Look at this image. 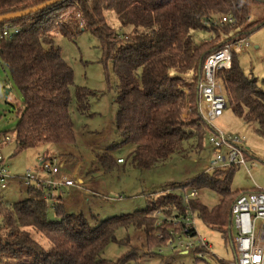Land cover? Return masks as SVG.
Wrapping results in <instances>:
<instances>
[{"label": "trees", "instance_id": "obj_1", "mask_svg": "<svg viewBox=\"0 0 264 264\" xmlns=\"http://www.w3.org/2000/svg\"><path fill=\"white\" fill-rule=\"evenodd\" d=\"M49 1L0 0V17ZM259 10L264 13V0H65L26 18L0 23V61L23 96V107L17 111V151L76 144L73 90L81 114L87 112L95 93L75 87L74 71L63 60L56 39L58 34L72 39L83 33L98 40L105 63L113 64L120 83L116 126L124 139L121 145L136 146L130 156L135 168L157 169L191 144L203 151L212 131L200 111L205 61L264 30V14H257ZM110 12L116 14L120 31L110 25ZM225 17H232L235 25L223 24ZM6 27H18L20 32L5 37ZM200 33L209 38L199 40ZM218 79L234 113L264 137V90L243 72L238 55ZM7 137L0 132L2 144ZM118 147L101 157L108 170L116 163L110 152ZM236 167L204 172L185 185L218 193L222 201L214 209L174 194L158 207L97 224L84 214L68 213L62 197L53 193L47 199L46 189L31 186L26 201L12 206L0 202V264H138L135 250L116 263L103 253L111 243H118L119 230L134 228L145 234L147 247L156 254L173 238L172 225L166 224L169 218L192 216L232 239L233 205L242 195L260 191L233 192ZM51 209L56 219L49 217ZM157 213L166 218L162 240L153 236L161 220ZM184 228L180 225L177 232L183 235ZM231 244L237 264L235 242Z\"/></svg>", "mask_w": 264, "mask_h": 264}, {"label": "rangeland", "instance_id": "obj_2", "mask_svg": "<svg viewBox=\"0 0 264 264\" xmlns=\"http://www.w3.org/2000/svg\"><path fill=\"white\" fill-rule=\"evenodd\" d=\"M257 14L264 13L259 10ZM108 19L112 27L121 30L115 13H108ZM197 37L204 40L209 35L200 33ZM248 42L250 47L239 55V63L246 76L257 81L264 90V30L254 33ZM56 46L61 50L63 60L74 71L75 87L87 88L95 95L90 97L87 112L81 114L73 90L71 116L75 124V145H50L18 152L15 130L19 121L17 111L23 107V96L11 73L0 61V132L6 133L11 141L2 149V155L12 182L6 189L0 187V202L12 206L28 199L25 182L29 172L43 182H56L61 177L72 178L74 187L57 190H62V203L68 213L84 214L92 224L158 207L165 198L174 194H184L187 201L191 200L193 190L185 185L198 175L209 172L215 158V151L209 141L210 134L206 137L203 151L192 149L191 144L164 166L151 171L135 168L130 156L136 146L121 145L124 139L116 126L120 83L113 64L105 63L98 40L90 33L72 39L58 34ZM220 87L222 90L221 84ZM7 90L10 91L8 97ZM227 103V111L214 123L213 128L227 138L242 141L241 146L248 153L246 166L236 167L232 190L264 191V137L257 133L256 126L246 125L243 118L234 113L228 99ZM117 145L120 147L110 152L116 163L108 170L101 157ZM44 157L55 162L61 172L60 177L51 176L39 168V159ZM119 159L123 163H119ZM197 193L196 199L209 209L216 208L222 201L218 193L210 190ZM55 216V211L49 210L52 220L56 219ZM156 216L161 219L159 223L166 219L160 213ZM167 220L166 224L172 225L170 232L178 233L180 225L175 226L174 218ZM193 220L198 239L206 240L211 249L204 253L203 258L195 251L178 254L164 247L156 249V254H152L147 247L145 234L134 228L119 230L116 235L118 243H111L103 257L116 263L131 250H135L138 252V264H236L231 244V240L235 242L237 237L233 222L229 227L232 239H228L225 233L213 229L202 220ZM162 227V224L157 226L154 232L153 236L157 239Z\"/></svg>", "mask_w": 264, "mask_h": 264}, {"label": "built area", "instance_id": "obj_3", "mask_svg": "<svg viewBox=\"0 0 264 264\" xmlns=\"http://www.w3.org/2000/svg\"><path fill=\"white\" fill-rule=\"evenodd\" d=\"M223 24L235 25L236 21L232 17H225ZM20 32L18 27H6L2 33L5 37L16 35ZM250 47L248 41H242L234 46H227L224 49L211 54L205 61L204 73L199 86L200 111L204 120L212 128L210 134V145L215 151V158L211 163L209 172L217 169L228 168L230 166L245 165L247 162V152L241 146L242 141L225 137L222 133L217 132L213 125L222 118L228 109L227 100L221 90L218 74L232 68L233 58L235 55L243 54V51ZM4 142L10 143L7 137ZM2 144V141H0ZM123 163V160H119ZM39 168L47 172L51 176H59L60 170L55 162L40 158ZM11 183L6 166L4 165V157L0 149V187L6 189ZM26 186L43 187L47 190V199L53 197L54 191L64 187H74L75 182L72 178L61 177L56 182H43L34 178L30 172L27 175ZM197 191L193 190L190 194L191 199H196ZM232 222L236 230L235 248L237 252V264H264V191L260 190L256 193L242 195L237 199L232 208ZM164 221H166L164 219ZM175 226H185L183 235L170 232L172 239L168 242L164 249L167 248L174 253L188 254L197 249H205L210 251V246L204 239H198L197 231L194 227L192 216L188 218L174 219ZM158 223L157 226H161ZM194 232V233H193ZM196 232V233H195ZM164 238V233L160 230L159 240ZM204 253H199V257L203 258Z\"/></svg>", "mask_w": 264, "mask_h": 264}, {"label": "water", "instance_id": "obj_4", "mask_svg": "<svg viewBox=\"0 0 264 264\" xmlns=\"http://www.w3.org/2000/svg\"><path fill=\"white\" fill-rule=\"evenodd\" d=\"M65 0H51L37 8H34V9H30V10H27V11H24V12H19V13H15V14H9L7 16H1L0 17V23H3V22H7V21H13V20H17V19H22V18H26L32 14H36V13H39L41 11H44L45 9L47 8H50V7H53L61 2H63ZM10 91L7 90L6 91V97H8Z\"/></svg>", "mask_w": 264, "mask_h": 264}, {"label": "crops", "instance_id": "obj_5", "mask_svg": "<svg viewBox=\"0 0 264 264\" xmlns=\"http://www.w3.org/2000/svg\"><path fill=\"white\" fill-rule=\"evenodd\" d=\"M8 143H4V144H1L0 145V149L2 150L6 145H7ZM119 160H122V159H119ZM118 160V161H119ZM12 183V182H11ZM11 183H10V185H11ZM62 190L61 191H54V196L55 197H62Z\"/></svg>", "mask_w": 264, "mask_h": 264}]
</instances>
